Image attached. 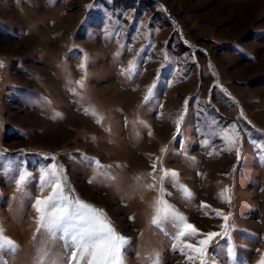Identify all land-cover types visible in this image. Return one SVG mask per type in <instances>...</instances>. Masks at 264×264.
<instances>
[{
  "label": "rangeland",
  "instance_id": "374dc122",
  "mask_svg": "<svg viewBox=\"0 0 264 264\" xmlns=\"http://www.w3.org/2000/svg\"><path fill=\"white\" fill-rule=\"evenodd\" d=\"M0 62V231L19 245L7 264H34L31 205L52 163L130 241L126 264L184 261L173 228L151 223L159 199L205 233L222 231L215 210L231 215L211 264L264 259V0H0Z\"/></svg>",
  "mask_w": 264,
  "mask_h": 264
},
{
  "label": "snow or ice",
  "instance_id": "6c2138e0",
  "mask_svg": "<svg viewBox=\"0 0 264 264\" xmlns=\"http://www.w3.org/2000/svg\"><path fill=\"white\" fill-rule=\"evenodd\" d=\"M91 7L94 5L87 6V8ZM2 66L0 62V67ZM78 84L80 88L85 87L83 79ZM147 92L148 94L144 97L146 102L152 96L153 89L149 88ZM182 120L183 115H180L175 121L177 134L180 133ZM233 128L235 129L236 126L233 125ZM223 140L227 142L224 150L229 152L234 150L239 156L237 146V141L240 140L239 131H225ZM90 163L96 165L97 168L100 167L97 161H90ZM158 163L159 158L151 165L154 180ZM160 171L162 172L161 183L165 180L172 186L180 183L179 174L176 171L163 168ZM64 173L65 170L58 163H52L50 167H45L40 175V195L34 198V203L31 205L35 211V232L40 236L34 264H126L124 249L130 241L115 229L113 222L103 209L71 194L72 190L67 188L68 182L64 179ZM105 175L107 176V173ZM108 178L112 179L110 176ZM26 179L34 178L29 177L26 171L22 172L16 182L17 191L22 190L21 186L24 185ZM157 187L156 184L148 185L149 189ZM46 189L49 190L47 195L44 194ZM159 191L162 196L168 195L163 187H159ZM180 191L186 193L187 198H194L193 193L186 187L181 188ZM228 192L230 189L226 188L221 193L225 203L231 202L230 196L225 195ZM156 204V215L151 223L157 227L164 225L173 228L175 235H170L172 241L170 250L173 254L185 258L182 264H211L208 259L209 246L217 237L229 238L232 231L229 224L231 215L215 210L216 218L223 221L222 231L205 233L198 230L166 199H159ZM201 207L209 206L202 203ZM130 219L134 220V217ZM190 240H195L196 243L186 242ZM57 247L63 249V252H57ZM18 251L19 245L0 231V264H7L4 260L6 253L15 254ZM151 259L150 257L149 260ZM259 264H264V259L259 261Z\"/></svg>",
  "mask_w": 264,
  "mask_h": 264
}]
</instances>
